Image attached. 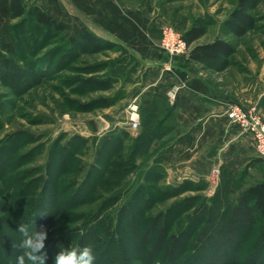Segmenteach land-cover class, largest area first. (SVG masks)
<instances>
[{"label": "rangeland", "instance_id": "obj_1", "mask_svg": "<svg viewBox=\"0 0 264 264\" xmlns=\"http://www.w3.org/2000/svg\"><path fill=\"white\" fill-rule=\"evenodd\" d=\"M108 1L116 8L143 16L153 27L161 28V32L165 26H172L183 34L194 23L205 22L208 32L197 43L222 38L235 47V53L225 64H220V68L208 70L199 65L200 69L214 81L218 82L220 77L226 79L225 82L230 79L233 92L245 94L253 101L248 107L241 105L246 109L255 107L264 118V0L251 12L255 24L244 36L231 33L227 27L239 0ZM45 36L47 33H43L39 41ZM102 39L94 47L48 45L38 51L37 56L33 53L32 59L28 58L29 62L33 60L30 67L18 61L10 67L11 73L0 66V94L4 106L0 111V160L2 157V162L6 161L5 170L12 176L6 180L0 176V225L9 220H17L16 228L27 223L24 220L28 218V211L21 209L19 203L25 200L34 204L28 198L38 194L46 182H55L58 173H61L60 184L70 186L66 196L69 198L87 177L88 184H93L96 171L110 164L108 155L115 148L119 153L117 161L131 154L142 132V108L150 104L153 97L147 89V75L152 67L137 55L135 47ZM23 49L28 47L24 45ZM134 104L140 115L137 129L130 128V107ZM171 122L169 120L167 125L169 131L175 126ZM170 133L156 140L148 152L136 157L134 173L126 179L130 187L141 183L148 170H154V174L162 178L158 186L186 188L182 194L153 204L148 213L153 217L167 208H180V202L188 201L194 207L210 205L221 183L220 170L218 175L212 170L209 181L178 180L170 175L163 160L165 149L174 139ZM0 170H4L2 164ZM243 171L237 178H242L244 188L264 178V170H252L248 177ZM14 177L19 182L7 183ZM28 185L32 188L24 190ZM239 197L240 193L234 200L238 201ZM100 201H92L93 207ZM72 226L52 224L46 229L48 234L57 236L58 232ZM158 231L161 230L158 228ZM154 245L159 242L155 240ZM243 253L246 257L247 253ZM258 256L246 264H260Z\"/></svg>", "mask_w": 264, "mask_h": 264}, {"label": "trees", "instance_id": "obj_2", "mask_svg": "<svg viewBox=\"0 0 264 264\" xmlns=\"http://www.w3.org/2000/svg\"><path fill=\"white\" fill-rule=\"evenodd\" d=\"M259 2L238 1L227 21L231 33L244 36L254 27L251 12ZM207 32L205 22L194 23L183 32L190 48L189 60L220 68V64L233 56L235 47L222 38L197 43ZM43 33L48 36L39 41ZM101 41L103 39L78 17L64 16L53 9L43 10L29 5L27 0H0V66L6 72L11 73L10 67L18 61L30 67L33 60L29 62L28 58L32 59L33 53L37 56L38 51L48 45L94 47ZM24 45L28 49L24 50ZM19 73L24 74L22 70ZM3 107L0 94V111ZM142 112V132L131 154L117 161L119 153L115 148L108 155L110 164L96 171L93 184H88L87 177L82 187L67 198L70 186L60 184L61 173H58L55 182H46L38 194L28 198L34 204L25 200L19 203L21 209L28 211L24 224L30 231L52 224L73 225L57 236L48 234L45 264H54L55 255L71 245H91L95 264H246L259 253L257 258L264 264V254H261L264 251V178L244 188L242 178H237L240 172L224 170L225 179L210 205L194 207L185 201L180 202L181 207L176 210L171 207L159 212L157 217L148 215L153 204L182 194L186 188L158 186L162 178L155 175L154 170H148L141 183L129 187L126 179L134 173L136 157L172 132L167 129L169 120L176 126L175 106L162 94L155 93ZM2 161L1 157L4 170H0V176L6 180L12 176L5 170L6 161ZM247 171L244 170V174ZM16 179L7 183L19 182ZM29 187L32 188L24 186V190ZM239 193L235 201L234 196ZM100 199L102 201L93 207L92 201ZM80 207L87 209L77 211ZM188 208L193 209L192 212L187 211ZM16 224L17 220H9L0 225V264H17V257L22 254L19 244L23 234L17 231ZM155 240L159 245H154ZM243 252L247 253L246 257ZM25 264L30 262L26 260Z\"/></svg>", "mask_w": 264, "mask_h": 264}, {"label": "crops", "instance_id": "obj_3", "mask_svg": "<svg viewBox=\"0 0 264 264\" xmlns=\"http://www.w3.org/2000/svg\"><path fill=\"white\" fill-rule=\"evenodd\" d=\"M27 1L43 10L78 17L99 37L135 47L137 55L151 64L147 89L153 95L166 97L173 85L181 86L171 103L175 106L176 126L171 132L174 139L163 157L174 178L209 181L212 170H220L223 181L224 170H248L246 177L252 170H264L253 136L234 124L227 112L232 103L248 107L253 101L245 94L233 92L230 79L227 83L222 77L214 81L199 65L208 70L216 68L190 61L189 54L172 57L164 53L160 48L161 28L153 27L143 16H135V12L116 8L108 0Z\"/></svg>", "mask_w": 264, "mask_h": 264}, {"label": "built area", "instance_id": "obj_4", "mask_svg": "<svg viewBox=\"0 0 264 264\" xmlns=\"http://www.w3.org/2000/svg\"><path fill=\"white\" fill-rule=\"evenodd\" d=\"M160 48L169 56H186L190 48L183 35L172 26H165L162 29ZM181 86L173 85L166 93V98L172 104L177 98ZM130 116V128L137 129L140 126V115L138 106L132 105ZM228 118L243 131L250 133L254 139V147L258 156L264 160V118L255 107L246 109L239 103H232L228 109ZM218 175L219 170H214Z\"/></svg>", "mask_w": 264, "mask_h": 264}, {"label": "clouds", "instance_id": "obj_5", "mask_svg": "<svg viewBox=\"0 0 264 264\" xmlns=\"http://www.w3.org/2000/svg\"><path fill=\"white\" fill-rule=\"evenodd\" d=\"M17 231L23 234V239L19 244L22 254L17 257V264H25L26 260L30 264H45L46 240L48 231L41 227L40 230L30 231L27 224H19ZM96 257L91 245L69 246L61 249L54 258V264H95Z\"/></svg>", "mask_w": 264, "mask_h": 264}]
</instances>
